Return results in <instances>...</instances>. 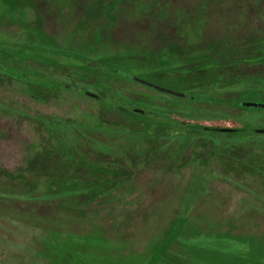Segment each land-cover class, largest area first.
<instances>
[{"label":"rangeland","instance_id":"1","mask_svg":"<svg viewBox=\"0 0 264 264\" xmlns=\"http://www.w3.org/2000/svg\"><path fill=\"white\" fill-rule=\"evenodd\" d=\"M1 37L0 264H154L176 225L160 264H264V135L199 129H264V0H0Z\"/></svg>","mask_w":264,"mask_h":264},{"label":"trees","instance_id":"2","mask_svg":"<svg viewBox=\"0 0 264 264\" xmlns=\"http://www.w3.org/2000/svg\"><path fill=\"white\" fill-rule=\"evenodd\" d=\"M0 42H4V43H8V44H18L19 42H21V38L20 37H17V38H14V39H8L6 37H1L0 38ZM233 51H235L233 49ZM247 54V53H246ZM249 54V53H248ZM4 70L9 73L10 75H18V76H23V74L21 72H18L17 70L15 69H12V68H9V67H3ZM104 70H107L109 72H111L113 75H116V76H121V77H124V78H127V79H130L136 83H140L142 85H145L155 91H158V92H161V93H164V94H168V95H172V96H179V97H183V98H187L189 100H193L195 101L196 100V96L192 95V94H187V93H178V92H174L170 89H167L165 87H162L160 85H157L156 83H153L151 81H148L146 79H144V77H142L141 75H138V74H132L131 72H129L128 70H125V69H120V68H112V67H103ZM83 94L87 95V96H90L91 98L97 100V101H100V102H104L105 99L102 95L100 94H96V93H92V92H88V91H82ZM231 103H234V104H238V105H244L247 107V104H251L249 107L253 108V104H258L257 102H248V101H232ZM258 108L260 109H264V107L261 105V104H258L256 105ZM121 107V106H119ZM122 109L124 110V108L122 107ZM141 114L143 115H147L146 111H141L140 112ZM157 115V114H156ZM163 121H169L171 122L170 120H163ZM199 129H202V131H209V132H212V131H216V132H220V128H217V127H205V126H201ZM223 131V130H222ZM232 132L233 134H236V135H239L237 133H242L243 135H252V133L254 134H257V135H264V131H258L257 129H253V128H235V129H232ZM232 132L230 134H232ZM71 157V156H70ZM261 167L263 168H260L258 166H255L254 167V170L259 172V173H264V164L261 165ZM178 226V225H176ZM175 226V227H176ZM174 227L173 231H176L177 229ZM171 231L170 234H168L164 240V244H162V247L161 249H163V251L160 253H158L156 256H155V263L154 264H160L159 261L162 260V254L164 252H166V250L168 249V246L171 244V240L173 238H175V233Z\"/></svg>","mask_w":264,"mask_h":264},{"label":"flooded vegetation","instance_id":"3","mask_svg":"<svg viewBox=\"0 0 264 264\" xmlns=\"http://www.w3.org/2000/svg\"><path fill=\"white\" fill-rule=\"evenodd\" d=\"M232 129L233 128H231V129H223V131H222V129L220 130V132H218V133H231L232 132ZM258 131H264V129H257ZM233 133V132H232Z\"/></svg>","mask_w":264,"mask_h":264},{"label":"water","instance_id":"4","mask_svg":"<svg viewBox=\"0 0 264 264\" xmlns=\"http://www.w3.org/2000/svg\"><path fill=\"white\" fill-rule=\"evenodd\" d=\"M251 104H247V106H250ZM254 106L258 105V104H253ZM262 106L264 107V104H262Z\"/></svg>","mask_w":264,"mask_h":264}]
</instances>
